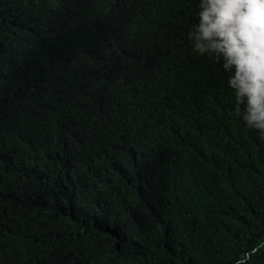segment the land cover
Wrapping results in <instances>:
<instances>
[{
	"label": "trees",
	"instance_id": "trees-1",
	"mask_svg": "<svg viewBox=\"0 0 264 264\" xmlns=\"http://www.w3.org/2000/svg\"><path fill=\"white\" fill-rule=\"evenodd\" d=\"M199 0H0V264H264V140Z\"/></svg>",
	"mask_w": 264,
	"mask_h": 264
},
{
	"label": "clouds",
	"instance_id": "clouds-1",
	"mask_svg": "<svg viewBox=\"0 0 264 264\" xmlns=\"http://www.w3.org/2000/svg\"><path fill=\"white\" fill-rule=\"evenodd\" d=\"M187 39L227 74L237 115L264 140V0H199Z\"/></svg>",
	"mask_w": 264,
	"mask_h": 264
}]
</instances>
